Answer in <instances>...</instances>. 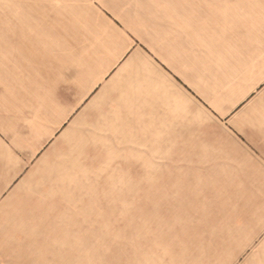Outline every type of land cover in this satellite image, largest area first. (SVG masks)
<instances>
[{
    "label": "crops",
    "instance_id": "0c3cea01",
    "mask_svg": "<svg viewBox=\"0 0 264 264\" xmlns=\"http://www.w3.org/2000/svg\"><path fill=\"white\" fill-rule=\"evenodd\" d=\"M247 4L19 5L32 47L47 49L0 85V264H103L88 258L97 248L71 246L74 227L87 238L86 201L73 205L51 178L73 132L101 142V128L117 127L128 136L118 141L142 142L149 158L254 159L237 165L264 176V16ZM243 169L229 173H252Z\"/></svg>",
    "mask_w": 264,
    "mask_h": 264
},
{
    "label": "rangeland",
    "instance_id": "374dc122",
    "mask_svg": "<svg viewBox=\"0 0 264 264\" xmlns=\"http://www.w3.org/2000/svg\"><path fill=\"white\" fill-rule=\"evenodd\" d=\"M24 2L0 0V85L30 71L33 52L47 49L32 47ZM247 5L264 16V0ZM116 129L101 128V142L73 132L57 146L51 178L73 205L86 201L87 238L74 227L73 248H97L88 258L103 264H264V176L237 165L259 160L149 158L142 142L118 141L128 136ZM242 169L252 173H229Z\"/></svg>",
    "mask_w": 264,
    "mask_h": 264
}]
</instances>
